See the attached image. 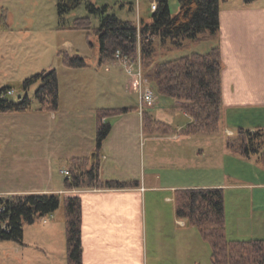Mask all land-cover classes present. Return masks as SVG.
<instances>
[{
	"label": "crops",
	"instance_id": "1",
	"mask_svg": "<svg viewBox=\"0 0 264 264\" xmlns=\"http://www.w3.org/2000/svg\"><path fill=\"white\" fill-rule=\"evenodd\" d=\"M6 10L9 28L0 29V32L4 33L5 38L2 39L11 46L18 43L17 36L20 33L29 37L37 32L50 33L55 28V24L36 21L34 16H29L26 23L16 22L17 13L9 7ZM155 10L151 0L148 21H151ZM64 25L58 24L57 28H69ZM217 43L222 57V117L229 136L223 155L231 157L234 151L230 142L234 131L230 128L229 116L246 111L264 113V0L248 3L242 0L221 6ZM66 44L74 48L71 40H66ZM29 46L33 47V42ZM96 62L99 67L105 65L100 62L99 55ZM87 68L88 65L68 67L72 84H68L70 89L64 98L59 71L61 95L58 110L0 113V196L78 194L82 202L83 264L161 262L157 260L164 257L160 253L165 245L161 235L167 234L163 219L158 217L160 212L164 213L159 199H164L168 204L174 202L172 211H177L176 198L181 189L222 188L226 200L225 231L239 227L240 231H248L250 238L247 240L264 239V234H260L264 233V203H261V198L258 204L255 203V199L261 197L264 191V176L260 167L253 172L250 177L252 180L240 174L233 175L226 167L217 168L214 163L200 167L194 159L206 157L208 152L199 145L198 140L196 144L193 141L200 133L185 132L192 118L183 108L185 120L174 124L172 120L165 121L154 115L151 108L141 113L137 103L125 106L110 104V99L118 95L116 92L117 95L111 90L104 92L103 88L97 86L87 91L89 82L97 80L94 75L92 79L89 78L90 81H84ZM105 70L111 71L110 65L106 64ZM104 96L106 100H100ZM100 107H132L125 113L107 117L112 128L98 151L101 177L137 184L125 188L67 190L68 177L62 170L69 168L68 161L97 155V109ZM243 125L240 127L264 129L262 124ZM162 140H172L174 149L170 150L169 144ZM152 142L168 146V155H172L168 157L172 163L182 161L181 164L188 165L191 161V165L171 168L161 156V161L164 159L163 166H155L156 163L151 161V147L148 146V153L146 150ZM166 151L161 149L160 154H166ZM186 153L191 156L189 162L183 160ZM245 194L250 199L248 211L243 212L239 197H234L237 214L231 212L229 219V199L232 202V195ZM176 215V223L180 225L178 228L191 224L178 212ZM245 216L247 219L244 221ZM26 232L25 225L24 237ZM21 244L25 246L24 239Z\"/></svg>",
	"mask_w": 264,
	"mask_h": 264
},
{
	"label": "trees",
	"instance_id": "2",
	"mask_svg": "<svg viewBox=\"0 0 264 264\" xmlns=\"http://www.w3.org/2000/svg\"><path fill=\"white\" fill-rule=\"evenodd\" d=\"M158 5L151 21L136 23L116 14H104L99 26L91 27L90 17H77L69 28L85 29L94 33L99 43L100 62L112 60L120 49L137 59L155 83L161 95L175 97L191 116L185 132L189 134L217 132L220 129L223 109L222 57L218 41L222 0H180V11L173 15L169 0H157ZM251 2L253 0H244ZM81 0H59L60 17L75 9ZM94 11L100 8L91 5ZM66 26V24L64 25ZM66 26V27H68ZM0 27L9 28L7 10L0 13ZM215 41L207 52L193 51L175 58H166L171 51L187 47L190 42ZM68 67H86L88 62L80 53L60 51ZM35 97L41 109L58 110L60 106V80L58 71L44 69L23 80L28 90L37 84ZM9 86L1 85L2 90ZM32 99L26 93L15 101L0 96V112L32 109ZM132 107H100L97 109V155L89 158H72L71 176L67 188H125L137 184L114 179H103L100 174L98 151L109 135L112 123L109 116L125 113ZM234 152L258 157L264 164V129L240 127L231 138ZM61 198L54 193H28L0 196V239L23 243L24 227L41 217L55 212ZM177 212L198 226L212 242L213 264H264V239L231 240L225 232V195L222 188L181 189L176 198ZM69 264H83L82 202L78 195L64 198Z\"/></svg>",
	"mask_w": 264,
	"mask_h": 264
},
{
	"label": "rangeland",
	"instance_id": "3",
	"mask_svg": "<svg viewBox=\"0 0 264 264\" xmlns=\"http://www.w3.org/2000/svg\"><path fill=\"white\" fill-rule=\"evenodd\" d=\"M239 1L242 0H222L221 6L238 3ZM58 2L59 0H0V10L3 9L1 6H6L7 8L5 9H8L9 7L10 10L17 13L18 17L16 18V22L19 21L26 23L29 16H34L36 21L55 24L54 30L47 34L37 32L36 34H31L28 37L25 36V34L20 33L17 36L18 43L15 46L9 45L4 39H2L4 37V33L0 32V86L5 85L14 87L16 92L9 97L15 101L20 100L21 97L26 94V91L33 101L32 109L25 111H6L0 113H16L33 110L54 111L40 108L41 105L35 97V89L38 86V83L32 85L28 90H25L23 88V80L36 72L44 69L50 70L55 68L58 71V74L60 71L62 75L61 91L64 98V96L67 95V91L70 89L68 84L72 83L69 74L70 71L67 70L68 66L64 64L63 58L61 54H59L60 51L80 53L86 58L88 62L86 75L88 78L85 76L84 81L87 82L89 78L92 79L94 75L97 79L96 81H93V83L89 82L87 91H91V89H94L96 86L103 88L104 92L107 90L114 91L113 93L118 95L110 99L112 100V103L110 104H115V106H125L127 104L137 103V93L132 84L136 75L130 67L128 69L125 63L114 58L104 62L105 65L99 67L96 62V58L99 55V43L96 35L94 33L88 35V32L85 29H61L57 28V25H72L75 18L88 16L91 19V27L93 29L94 27L100 25L104 7H106L104 14H116L120 18L132 19L139 24L140 22H146L150 19L151 0H81L75 9L68 13H64L63 17H60L59 15ZM169 3L172 14H178L181 6L180 0H169ZM91 5L100 8V10L94 11ZM140 19L146 21H142ZM0 29L4 30L1 27ZM20 38L21 40H19ZM66 40H71L74 48L67 45ZM32 42L34 46L30 47L29 45ZM214 45H216V43L212 40L205 39L200 43L192 41L185 48L171 51L166 58H175L193 51L207 52ZM133 60H136L137 62L140 61L142 65L140 55L137 59L133 58ZM106 64L107 66L110 65L111 71L105 70ZM144 73L146 77L145 79H148V83L151 85L155 95L157 96L156 102L152 104V113L160 118L166 119L165 121L172 120L174 124H178L185 120L186 117L184 116L185 114L179 101L175 97L161 95L157 91L155 83L150 79L146 70H144ZM116 80L117 82H115ZM74 92L80 93V91ZM105 97L106 96L101 97L100 100H106ZM229 122L230 128L234 131V135L231 136V138H235L239 132L240 126H244L243 124L264 125V113H250L248 111L243 113H232L229 116ZM225 127L224 118L222 117L219 131L204 132L195 137L196 139L193 140L195 144L198 140L199 145H202L201 147H204L206 149V153H208L206 157L194 159V162H197L200 167H207L214 163V166L217 168L226 167L233 175L240 174L242 177L250 180H252L250 177L253 175L255 169H259L260 167L264 176V164L258 157L259 153H254L250 158H245V156L235 154L234 152L231 157L230 155H223V151H226L227 137H229L226 133ZM251 130L253 131L254 128ZM163 141L164 140H162V142ZM152 143L154 144V142ZM152 143L147 145L146 150L148 153V146L149 148L151 147V161L156 163L154 164L155 166H163L164 159L166 160L165 164H167L168 167L171 166V168L172 166H188L189 163H191V161H188L190 159V155L188 153H186L187 155L183 159L186 162H189L188 165L184 163L181 164L182 161L172 163L168 157L172 155H168L169 148L165 145L168 143L170 150L174 149V143L172 140H166L163 142L165 144L162 145H159L157 142V145H153ZM161 149L167 150L166 154L161 155ZM161 156L164 158L162 161ZM159 166L158 168H160ZM73 189L80 190L81 188H67V190ZM262 193L261 197H257L255 199L256 204H258L259 198L262 200L261 203H264V191H262ZM58 195L60 196L62 202L60 207L55 212L41 217L34 223V225H26L27 232L24 237L25 246H22L21 243L14 240L0 239V264H69L64 206L65 196L63 194ZM3 197H5V195H3ZM234 197H239L243 212H247L249 209L250 199L248 194L242 196L232 195V202L230 199L228 202L229 219H231V212L233 215L237 214V211L235 212L237 206H235ZM159 203L162 204L161 208L164 213L160 212L158 217L163 219V228H165L167 235H161L163 238L161 240L165 243V245L160 253H162L164 257L162 256L158 258L157 260L161 262H155V264H213L212 242L203 235L200 228L193 226L192 224H187L181 229L178 228L180 225H178L175 220V218H177V211H172L174 202L168 204V202H165L164 199H159ZM245 219H247V216L243 218L244 221ZM49 224L53 225L49 226ZM44 228L47 231H45ZM239 229V227L238 229L233 230L230 228L227 232L225 231L226 235H228V239L247 240L250 238L248 237L247 230L240 231ZM20 248L23 250L20 251Z\"/></svg>",
	"mask_w": 264,
	"mask_h": 264
},
{
	"label": "built area",
	"instance_id": "4",
	"mask_svg": "<svg viewBox=\"0 0 264 264\" xmlns=\"http://www.w3.org/2000/svg\"><path fill=\"white\" fill-rule=\"evenodd\" d=\"M158 1L152 0V6L153 8H157ZM114 59L119 60L127 66V68L132 69L134 74L136 75V78L134 79L133 87L136 90L137 93V108L141 113H144L146 109L152 108V104L156 102V95L153 91L151 85L148 83V79L145 78V73L142 68L141 62L133 60V58L123 53L120 49H118L115 53ZM14 87H7L4 90L1 91L0 96L1 97H7L10 95H13L15 93ZM63 173L67 176H71V172L69 169H64Z\"/></svg>",
	"mask_w": 264,
	"mask_h": 264
}]
</instances>
